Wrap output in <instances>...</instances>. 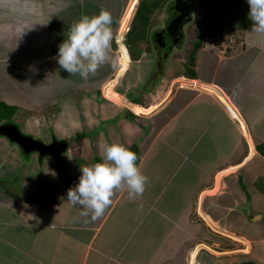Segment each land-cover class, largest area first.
Returning <instances> with one entry per match:
<instances>
[{"label":"crops","instance_id":"0c3cea01","mask_svg":"<svg viewBox=\"0 0 264 264\" xmlns=\"http://www.w3.org/2000/svg\"><path fill=\"white\" fill-rule=\"evenodd\" d=\"M140 2L0 0L1 103L46 123L47 143L69 142L60 161L39 163L0 137V264H264V33L244 11L223 24L241 30L235 54L199 49L195 79L140 105L128 99L148 97L153 64L142 50L132 61L127 45ZM102 9L113 19L111 58L87 79L71 75L54 59L58 45ZM114 142L136 148L149 182L133 200L116 190L92 220L66 193ZM233 240L240 253L229 257Z\"/></svg>","mask_w":264,"mask_h":264},{"label":"clouds","instance_id":"9594fccd","mask_svg":"<svg viewBox=\"0 0 264 264\" xmlns=\"http://www.w3.org/2000/svg\"><path fill=\"white\" fill-rule=\"evenodd\" d=\"M172 1H174V3ZM172 1L164 7L160 27L150 33V42L154 53L153 35L156 31L164 30L166 23L169 22L174 10H168V8L170 6H175L174 4L177 0ZM197 1L198 0L191 2L193 7L191 20L183 24V28L180 31L182 35L180 34V37H175V44H172L170 49L166 50L167 53L163 59L164 62H162V65L160 66L159 57L156 56V53L154 56L150 55L153 64L151 73L145 80L147 88H142L141 90L142 95L149 94L148 96H150L151 91L156 87L158 88L161 81L167 75L168 63L169 60H171V55L173 59V52L175 50L177 52L182 50L187 43L192 41L190 31L193 33V30H196L199 31V33L197 37L193 34L194 47L192 53L188 56V61L185 60L183 63V68L185 66V70L174 78V80L181 77L185 80L195 79V77L192 78L187 75V70L189 67H192L191 69L195 74V60L199 49L216 50L218 54L222 56L233 55L237 52L233 43L241 41L242 37L240 29L232 26V29H229L233 31L230 32L227 29V26L221 25V21H218L216 16H214L215 20H213L212 24H208L205 27L203 24L201 29L196 28L198 26H195L198 17L197 7H195L194 4ZM247 4L249 6V19L253 21L251 32L264 33V0H247ZM112 23V15L107 10L102 9L98 14L92 16L82 15L69 26L67 36L58 45V52L54 59L62 69L66 70L71 75L79 74L83 79H87L89 75H95L99 67L111 58L110 50L114 39L111 27ZM130 29L131 26L129 31ZM177 35L178 34H176V36ZM188 39L190 42H188ZM173 41L171 39V43ZM163 46H166V44ZM174 48L175 50H173ZM192 56L195 57L194 61L191 60ZM155 58L157 59L155 60ZM131 60L133 61L132 58ZM176 87L181 86L178 83L173 84V89L168 91L171 93ZM159 92L160 91H158V94ZM124 97H126V95H124ZM128 100L129 102L135 103L133 102L134 100H131L130 98ZM136 104L143 105L141 102H137ZM145 106H147V104ZM237 120L238 118L235 117V121ZM2 125L7 124H0V126ZM9 126L18 125L14 124ZM240 126L242 127V125ZM22 134L24 133L22 132ZM24 135L30 137L27 134ZM37 141L46 145H51L62 140H56L53 143H47L41 140ZM12 144L18 147L16 144ZM61 157L57 160L60 161ZM45 158L41 161L38 160V162H42ZM137 160V153L125 144L115 142L102 144L101 160L90 165L80 166L81 174L78 177V182L67 190L66 201L72 205L80 206L82 215L90 216L92 220H95L103 216L106 209L110 207L112 204V197L116 190L122 189L126 186L128 189V199L133 200L137 198L145 191V187L149 182V177L141 172Z\"/></svg>","mask_w":264,"mask_h":264},{"label":"rangeland","instance_id":"374dc122","mask_svg":"<svg viewBox=\"0 0 264 264\" xmlns=\"http://www.w3.org/2000/svg\"><path fill=\"white\" fill-rule=\"evenodd\" d=\"M163 1H169V0H161V2ZM163 4V3H162ZM195 7H197V24L195 26H197V29H201V26L204 24V27L208 24H212L213 20H215L214 16L217 17L218 21H221V25H223L224 23H227L229 21H236V22H243V19H241L242 21H238V16L243 14V13H248L249 11V6L247 4V0H198L195 4ZM162 7V6H160ZM163 11H164V7L162 9H157L155 10V12L149 16L148 18L149 20V25L147 28V32H146V38L148 35V38L144 39L143 41H137L135 43V49H134V55L137 54L138 52L140 53V50L145 51V53L150 54L151 56H154V51L152 49L151 46V42H150V33L154 30H156L158 27H160V22L161 19L163 17ZM245 11V12H244ZM223 13V14H222ZM202 19V20H201ZM188 30V28H187ZM199 31L193 30V33L190 31V37L192 39V41L190 42V40L188 39L187 45L185 47H183L182 50L180 51H174V56L172 59V55H171V60H169L168 63V72L167 75L164 77V79L161 81L160 85L158 86V88L156 87L155 89H153L150 93V96H148L145 101L143 100V97H138V95L133 94L134 99L138 100L139 102H141V104H150L153 102H157L159 100H161V98L168 92V90L173 89V80L174 78H176L181 72H183L185 70V66L183 68V63L185 60L188 61V56L192 53L193 47H194V36L193 34H195V36L197 37ZM240 41H237L236 43H239ZM186 44V43H185ZM241 44V43H240ZM139 71H136V68L132 69L128 72V76H127V80H130L131 77H136V74H138ZM144 77V75L142 76V78ZM141 83V82H140ZM158 91L159 94H158ZM0 103L1 102H6V97L4 95L0 96ZM7 103V102H6ZM31 112H28L26 115L25 113H23L24 118H18L17 113L15 112L13 117L11 118V120L13 122H15V124H17L20 128V130L24 133L29 135L30 137L37 139V140H41L43 142H47V135H50V131L47 130L45 131V124H40L36 122V119L38 120V117H30L31 116ZM7 116V112L4 111L3 114L0 115V122L1 123H5L6 121H8L6 119ZM131 119V118H130ZM42 135H41V134ZM4 139V138H2ZM8 141V140H7ZM49 142V141H48ZM78 142V141H77ZM9 143V141H8ZM72 143V142H70ZM10 145H12V143H9ZM14 146V145H12ZM262 147L264 148V143L262 145ZM134 148V147H133ZM18 149V148H17ZM21 155V158L25 159L27 156H25L22 152L21 149H18ZM263 151V150H262ZM258 152H261L260 150ZM200 154V153H199ZM198 155V153H197ZM31 157H33L32 159H35V157H39L38 155H36L35 153L30 154ZM199 156V155H198ZM200 157V156H199ZM53 159L54 161H57V159H54L52 157H46L42 163H44L45 161L51 160ZM202 159V156L199 158ZM21 161L15 162V164H19ZM202 163V162H201ZM22 164V162H21ZM38 165H40L38 163ZM207 166H209V164H207ZM63 174L60 173V175ZM64 176L60 177V179H64V183H68L69 178L66 177V174H63ZM37 177L39 176V178H43V174L41 172H38ZM59 179V180H60ZM164 230V227H162L160 229V232L162 233ZM228 230L230 232H232L231 228H228ZM160 233V235H161ZM234 241V240H233ZM234 246H229V249H236L235 251L229 253V257L230 256H234L236 257L237 255H239L238 251H237V247L238 245H240L241 243L239 241H234ZM243 253V252H242ZM181 263H183V260H181Z\"/></svg>","mask_w":264,"mask_h":264},{"label":"water","instance_id":"95a60500","mask_svg":"<svg viewBox=\"0 0 264 264\" xmlns=\"http://www.w3.org/2000/svg\"><path fill=\"white\" fill-rule=\"evenodd\" d=\"M194 1L195 0H177L174 4L175 6H170L168 8V10H174V13L169 22L166 23L164 30H159L154 33V43L160 46L165 45V37L163 34L166 33L168 38L172 39V41L174 39L170 47L172 44H175V37H180V31L183 28V24L191 20V12L193 8L191 2ZM176 34L178 35L176 36ZM0 137H4L9 142L16 144L25 156H29L32 153L37 154L40 161L48 156L54 159H59L66 153L69 146L66 140L46 145L22 134L18 126H0Z\"/></svg>","mask_w":264,"mask_h":264},{"label":"trees","instance_id":"16d2710c","mask_svg":"<svg viewBox=\"0 0 264 264\" xmlns=\"http://www.w3.org/2000/svg\"><path fill=\"white\" fill-rule=\"evenodd\" d=\"M171 1L172 0L163 1V2H161V0H141V2L139 3L137 7V11L132 21L131 29L129 33L127 34V45L129 48L131 58L133 60L137 59V57H135L134 55L135 43L139 40L143 41L146 38V32H147V28H148L149 20H150L148 17L151 16L155 12V10L162 9ZM194 58L195 57L192 56L191 60L194 61ZM187 72H188L187 75L194 78L195 74L193 70L191 69V67L188 68ZM133 102L140 103L139 101H136V100H134ZM15 110L16 108L8 107L5 104L0 103V115L3 114L4 111H6L7 112L6 119L8 120L5 123L0 122V124L14 125L15 122H13L11 118L13 117ZM132 150L138 153L136 148H133ZM260 188L264 191V180L261 181Z\"/></svg>","mask_w":264,"mask_h":264},{"label":"flooded vegetation","instance_id":"af4514ba","mask_svg":"<svg viewBox=\"0 0 264 264\" xmlns=\"http://www.w3.org/2000/svg\"><path fill=\"white\" fill-rule=\"evenodd\" d=\"M174 3V1H172ZM163 36L165 37V44L166 46H160V45H157L156 43L153 42V48L155 50V53H156V56L159 57V61H160V66L162 65V62H164V57L167 53L166 50H169L170 49V45H171V39L168 38V36L166 35V33L163 34ZM175 50V48L173 49ZM157 58H155L156 60ZM142 88H147L146 87V81L143 83V85L141 86Z\"/></svg>","mask_w":264,"mask_h":264}]
</instances>
